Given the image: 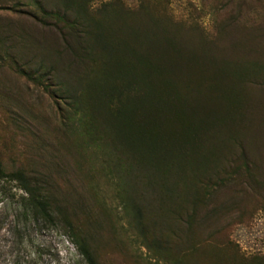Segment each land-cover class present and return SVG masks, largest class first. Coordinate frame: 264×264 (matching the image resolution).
<instances>
[{"label":"rangeland","instance_id":"rangeland-1","mask_svg":"<svg viewBox=\"0 0 264 264\" xmlns=\"http://www.w3.org/2000/svg\"><path fill=\"white\" fill-rule=\"evenodd\" d=\"M81 1L90 26L94 20L107 25L111 5L131 12L144 5L154 15L168 13L188 40L225 48L219 54L244 73L230 79L236 84L227 91L240 124L235 130L218 125L203 144L205 164L181 180L165 184V176L135 167L122 179L105 174L104 155L68 128L74 121L63 120L59 109L72 113L76 106L66 95L91 65L76 53L83 31L42 22L30 0H0L4 169L41 179L101 264H245L264 257V0ZM112 12L121 23L123 13ZM117 28L124 33L125 24ZM127 194L142 208L141 223L120 198ZM25 195L18 181L0 178V264H86L56 218L57 206L50 223L25 207Z\"/></svg>","mask_w":264,"mask_h":264},{"label":"trees","instance_id":"trees-1","mask_svg":"<svg viewBox=\"0 0 264 264\" xmlns=\"http://www.w3.org/2000/svg\"><path fill=\"white\" fill-rule=\"evenodd\" d=\"M30 1L42 22L71 33L79 27L84 33V40L76 38V53L89 57L91 65L80 76L78 88L66 95L70 106H76L69 108L72 113L59 109L63 120L74 121L68 128L104 155L109 163L108 173L103 166L105 174L122 179L135 167L144 175L165 176V184L169 178L181 180L187 170L194 174L205 164L203 144L218 125L231 123L233 130L239 126L240 112L227 91L236 84L230 79H240L243 71H233L219 54L225 48L188 40L168 13L154 15L144 5L133 12L111 5L105 9L123 13L122 22L107 10V25L94 20L90 26L81 0H66L65 8ZM124 24L122 33L117 27ZM0 178L18 181L26 194L25 207L54 221L56 199L41 179L30 178L22 169L7 172L1 160ZM147 185L153 187L155 180ZM120 198L136 209L141 223L143 212L135 197ZM57 208L56 218L85 263L101 264L66 208ZM245 264H264V257Z\"/></svg>","mask_w":264,"mask_h":264}]
</instances>
